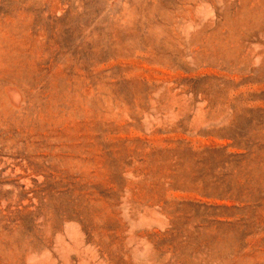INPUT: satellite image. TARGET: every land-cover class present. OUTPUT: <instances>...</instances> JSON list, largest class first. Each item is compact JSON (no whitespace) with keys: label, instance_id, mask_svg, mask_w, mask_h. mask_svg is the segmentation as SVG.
<instances>
[{"label":"rangeland","instance_id":"rangeland-1","mask_svg":"<svg viewBox=\"0 0 264 264\" xmlns=\"http://www.w3.org/2000/svg\"><path fill=\"white\" fill-rule=\"evenodd\" d=\"M0 264H264V0H0Z\"/></svg>","mask_w":264,"mask_h":264},{"label":"bare ground","instance_id":"bare-ground-1","mask_svg":"<svg viewBox=\"0 0 264 264\" xmlns=\"http://www.w3.org/2000/svg\"><path fill=\"white\" fill-rule=\"evenodd\" d=\"M11 93H12V90H11ZM13 94V93H12ZM17 96V95H16ZM20 97V96H19ZM15 98H18V97H15ZM17 100V99H16Z\"/></svg>","mask_w":264,"mask_h":264}]
</instances>
